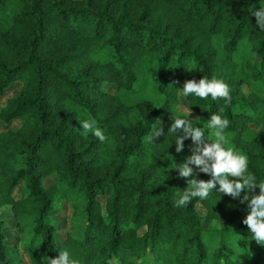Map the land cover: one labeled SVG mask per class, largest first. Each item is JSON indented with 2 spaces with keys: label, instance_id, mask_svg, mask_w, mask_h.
Wrapping results in <instances>:
<instances>
[{
  "label": "trees",
  "instance_id": "trees-1",
  "mask_svg": "<svg viewBox=\"0 0 264 264\" xmlns=\"http://www.w3.org/2000/svg\"><path fill=\"white\" fill-rule=\"evenodd\" d=\"M261 7L264 0H0V97L22 82L0 111L3 124L21 123L0 130V211L12 212L33 264L62 251L78 264H264V246L242 223L246 203L218 184L207 199L175 206L192 178L177 168L195 145L186 139L176 153L168 132L174 119H191L213 141L207 121L221 115L230 121L225 147L246 154L264 182V30L253 14ZM203 77L228 84L231 103L183 95L185 81ZM182 98L200 119L181 111ZM84 120L107 139L85 135ZM159 124L164 134L152 139ZM20 185L25 197L16 199ZM65 203L71 230L59 243L52 215ZM6 229L0 217V264H24Z\"/></svg>",
  "mask_w": 264,
  "mask_h": 264
},
{
  "label": "clouds",
  "instance_id": "clouds-1",
  "mask_svg": "<svg viewBox=\"0 0 264 264\" xmlns=\"http://www.w3.org/2000/svg\"><path fill=\"white\" fill-rule=\"evenodd\" d=\"M253 14L258 27L264 30V7ZM182 90L185 97L195 94L201 99H207L211 96L213 100L223 99L226 103H231L228 84L216 78L203 77L198 82L195 79L187 80ZM188 115L191 116V109ZM80 125L85 135L91 132L101 142L107 139L103 130L96 126L95 120H84ZM229 125L228 119L222 118L219 114H212L207 121V128L214 130L215 139L209 141L205 137V129L193 127L191 119L173 120L168 132L175 133L177 136L176 153L184 150L186 139L190 138L195 145L192 155L177 168L181 177L192 178L187 180L188 186L175 201V206L183 207L190 204L193 198L207 199L218 184L219 193L239 199L242 204L246 203L247 215L242 223L253 234L254 241L264 246V182L257 184L255 175L248 171L249 157L246 154L239 153L231 147H225L227 143L225 130ZM163 134L162 128H156L152 139ZM189 165H194L195 169ZM199 173L207 174L211 178L197 179ZM257 188H259V194L255 192ZM43 259L47 261V264H78L77 261L70 260L67 251L60 252L56 258L45 256Z\"/></svg>",
  "mask_w": 264,
  "mask_h": 264
},
{
  "label": "rangeland",
  "instance_id": "rangeland-1",
  "mask_svg": "<svg viewBox=\"0 0 264 264\" xmlns=\"http://www.w3.org/2000/svg\"><path fill=\"white\" fill-rule=\"evenodd\" d=\"M255 62L259 63V59L255 56L254 57ZM22 88V82H17L15 83L12 87L11 90H9L4 97H0V111L3 107L6 105V101L12 97H15L18 95L21 91ZM110 89V88H109ZM247 92V89H245ZM183 105L181 106V111H184L185 113L188 114V107L187 103L185 100L182 98ZM193 119H196L193 115L190 116ZM21 126L20 122H13L9 125H5L2 122H0V130L1 131H7V130H17ZM158 129L161 128V124L158 125ZM192 155V154H191ZM190 167H193L195 169L194 165H189ZM55 181V178L47 180L46 186H51V184ZM14 197L16 199L24 198L25 197V190L23 188V185H20L18 189L14 192ZM103 204H105V199L101 198L100 199ZM199 212L202 215L206 214V211L204 210L203 207L199 206L198 207ZM73 214V209L70 206L69 203H65L63 210L60 212H55L52 217L57 221L58 223V229L59 232L57 234V240L59 243H62L66 240L67 235L69 231L71 230V217ZM0 217L7 223V229H6V235H7V242L11 245L18 244L19 246V252L21 255V259L23 260L24 264H33L29 255L26 254L25 250L23 249V245L21 243V235L18 230L17 224L15 220L12 218V212L10 210H1L0 211ZM205 226L207 227L208 224L205 223Z\"/></svg>",
  "mask_w": 264,
  "mask_h": 264
}]
</instances>
